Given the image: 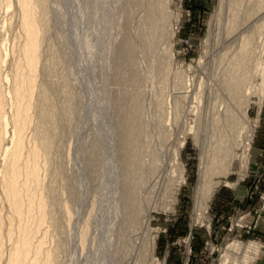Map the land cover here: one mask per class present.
<instances>
[{
	"label": "rangeland",
	"instance_id": "1",
	"mask_svg": "<svg viewBox=\"0 0 264 264\" xmlns=\"http://www.w3.org/2000/svg\"><path fill=\"white\" fill-rule=\"evenodd\" d=\"M2 1L0 264H9L21 228L2 175L14 144L11 90L28 69L21 10L17 0ZM45 3V12L36 3L42 18L39 62L19 159L24 164L48 135V149L41 147L36 158L39 184L30 181L35 198L45 202V219L32 233L28 261L264 264V92L261 99L249 93L243 127L226 140V163L211 169L207 162L219 143L215 94L199 85L221 81L249 33L264 66V0H163L164 27L155 32L140 26L149 8L141 11L138 0ZM179 78L183 87L175 89ZM259 81L258 75L254 87ZM142 164L153 175L137 186ZM205 168L206 186L213 187L195 209V200L207 194L198 180ZM37 215L34 209L26 219L32 227Z\"/></svg>",
	"mask_w": 264,
	"mask_h": 264
},
{
	"label": "bare ground",
	"instance_id": "2",
	"mask_svg": "<svg viewBox=\"0 0 264 264\" xmlns=\"http://www.w3.org/2000/svg\"><path fill=\"white\" fill-rule=\"evenodd\" d=\"M9 1L10 0H5L4 3H8ZM162 1L163 0H138V6H139V9L141 8V11H144V7H146V9L149 8V11L146 10V14L144 13V16H142L143 20L140 22L141 27L144 26L146 29L152 28L154 32L157 31L158 29L162 30V28L164 27V21H165L164 20L165 14L160 11V5L162 4ZM17 3L21 10V25H22V28L25 34V40L22 46L23 65L28 69V74L21 76L19 79H15L14 84L12 86V90H11L12 99H13V103H12L13 112L11 116L12 118L10 117L12 121L11 120L10 121H11V124H13L12 127H13L14 144H13L12 151H11V158L5 161L6 170H4L5 172L2 175L3 176L2 182L4 185V189H5L9 204L11 208L15 211L16 217L18 218V226L21 228V235L13 242L11 251L8 254L9 255L8 263L9 264H34L37 261L36 257L28 261L29 259L28 255L31 251V246H32L31 236H32L34 229L37 226H39L45 219V213H44L45 212L44 211L45 202L42 197H38L36 199L35 194H34L35 188H36L35 186H38L39 184L38 164H37L36 158H37L39 151L41 150V147H43L42 149H44V151L48 149L49 143H50V139L48 135L44 133L43 136L41 137V143H42L41 147L33 146L31 149L29 148L30 150L27 156V161L24 164H20L19 159H20L21 152H22L23 133H24L25 128L31 122V109L34 105L33 97L35 93V76L38 70V62H39V49H40V43H41L40 42L41 41L40 23L42 21V18H40L38 15L36 3L39 4L42 12L46 11V3H45V0H36V2L35 0H17ZM2 4H3V1L0 0V6ZM259 6L260 5H258L257 8H259ZM250 18H252V16ZM235 26L236 24H234L233 28ZM256 31H257V28H256ZM249 34L248 36H245L243 46L241 47V49L238 52H235L232 58L230 57L231 59L229 61L228 66L222 69V79L220 82L201 81V83H199L201 92L208 89L209 92H213L215 94V96H213L211 105L213 109L212 115H214L213 117L214 122L218 126L217 127L214 126L216 130H213V129L212 130L213 132L217 131V133H219L216 136V138H218L217 142L219 143L215 147L216 150L213 152L212 157L210 155L211 159L209 160V162H207L209 163L208 168H211V169L215 166V164H216L215 167L219 168V167L224 166V164L226 163L224 159L227 157L229 150H230L229 146L227 147L225 145L227 143L226 140H228L229 136H231L232 141H233L234 132L236 131L239 132L240 128L243 127L242 122L244 118L246 117V111L249 105L248 104L249 93H251V91H254L255 93H257L258 98L261 99L262 94L264 92V66L263 65L261 66V62L263 59H261V57L257 54L254 55L256 50L251 45V41H252V38H254V36L249 35ZM262 47H261V51H262ZM1 55L2 54L0 52V57ZM258 75L260 77L259 85L257 87H254L253 85L254 80L256 79ZM182 80L183 79L181 78L176 79V81L173 84V87L175 89L183 87L184 82ZM223 90L226 92V94L224 93ZM42 95H43V91H42ZM45 96L46 95L44 94V97ZM177 103H179V101L176 100V104ZM5 104L6 102L3 99L2 87L0 83V149L2 147L4 138H5V130H6V116H5L6 114L4 113ZM51 127L53 128V123ZM55 127H56V124H54V128ZM235 129L236 131H233ZM138 159L139 158H137V160ZM141 160L142 161H139V162L144 163L143 159ZM145 164L149 165L150 163H148L147 161L145 162ZM228 165H229V161H228ZM142 167L144 169L147 166L145 167V165L142 164L141 168ZM225 167L227 169V166ZM141 168L139 170H141ZM206 168L199 172V179H198L200 184L204 183L205 186H206V183L204 180H206L205 179V172L207 170ZM143 169L141 170L139 174L141 176V177L139 176L140 180L139 179H138L139 181L136 180L137 186H139L140 184H143V182L144 183L147 182L149 177L153 175L152 174L153 172L151 173L152 175L150 174L151 169L150 170H145V169L143 170ZM133 171L136 172V169L135 170L133 169ZM22 173H24V179L19 181V176ZM134 175L136 174H133V176ZM32 180H34L35 186L31 185L32 183H30V181ZM206 187H207V190H206L207 194L206 196H203L201 200L200 199L195 200V206H194L195 209L198 207V205H200V201L202 200L204 201L209 197L210 191L213 186L207 185ZM133 193L134 191L131 193V195H133ZM34 209L38 210V215L36 216L37 217L36 224H34V227H32V225H30L29 222L26 221V219L33 215ZM128 215H131V212H128ZM9 237H11L10 234H9ZM82 241H83V237H82ZM36 249H37L36 253H38L39 245L37 246ZM1 253L3 254L2 252V232L0 228V255ZM236 261L237 260H235V262ZM245 262H247L246 264H249L248 260Z\"/></svg>",
	"mask_w": 264,
	"mask_h": 264
}]
</instances>
